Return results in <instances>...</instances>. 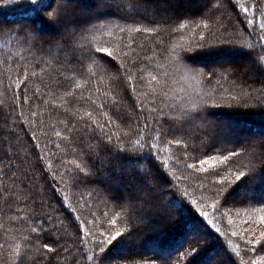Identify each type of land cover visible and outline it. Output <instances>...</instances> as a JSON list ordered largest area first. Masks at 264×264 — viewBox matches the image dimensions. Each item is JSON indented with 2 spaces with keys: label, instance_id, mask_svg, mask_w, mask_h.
Instances as JSON below:
<instances>
[{
  "label": "snow or ice",
  "instance_id": "1",
  "mask_svg": "<svg viewBox=\"0 0 264 264\" xmlns=\"http://www.w3.org/2000/svg\"><path fill=\"white\" fill-rule=\"evenodd\" d=\"M225 2L231 5L234 11L239 4V0H236L235 4L233 0H196V12L193 13L191 0H93L91 7H84L81 0H0V12L10 10L20 16L14 23L0 20V40L4 42L0 47L15 41L30 52L40 53L31 69L32 77L38 75L37 67L39 74H43L50 67V62L43 58L45 53L58 54L56 59L59 68L63 70L60 75L69 83L59 97L61 103L54 105L55 107L68 104V97L75 100L85 98V85L104 82L105 75L100 74L101 70L108 74L107 79L131 85L132 92L136 91L133 81L137 79L133 75L134 67L135 71L141 74L139 80L145 79L143 73L146 69L141 65L145 59L149 63L154 62L160 70L155 75L149 73L150 93L143 95L161 97V105L157 109H149L155 111L156 115L145 117L142 127L137 119L135 137L129 123L130 117L122 113L119 107L118 93L109 96V93L115 91L111 84L105 90L106 99L102 103L97 104L91 95L86 98L100 110L99 114L104 116L108 125L112 124V116L104 111V105L111 103L116 106V120L126 124L129 131L123 133L124 137H128L123 142L121 137H116L115 143L112 135L101 137L103 143L98 142L95 147L89 145L92 151L87 155L91 163L75 164V171L71 176L73 184L77 187L91 186V191L96 192L105 205L111 202L120 209L118 212H112L111 217L108 212L103 213L107 224L110 225L101 226L103 230L86 228L83 222L76 226L70 217H66L76 227L77 250L83 257L84 264H120V261L132 259L134 255L140 256L136 264H196L197 259L208 252V247L201 245L200 240L207 237L208 246L219 241V236L207 231L202 222L194 221L193 230L188 233L193 237V242L184 250H181V244V247L176 249L178 255L175 260L172 258V252L164 248L153 250L151 255L131 252L137 237L135 222L143 223L146 219H160L163 222L160 214L164 211L161 202L165 196L172 197L168 202L169 207L180 205L175 192L168 188L161 191L165 185L171 184L161 171V168L166 170V164L159 156L157 145L163 140H166L168 145L175 143L177 148L182 149L185 165L192 169L194 174L212 177L209 181V191L214 201V212H218L221 207H227L229 210L237 207L252 209L248 213L251 225H256L258 218L259 227L249 226L241 232L231 230L230 234L243 242L246 251L264 253V132L258 136L241 138L233 136L227 126L221 128L218 123L214 124L209 108L220 106L214 93L209 96L188 93L176 103L168 102L175 99L169 96V87L177 75L186 81L197 80L208 84L230 81L234 89L239 88L240 92L230 95V99L225 98L228 99L227 106L231 108V101L241 100L244 108H257L259 115L264 117V0H254L250 7L240 6L246 19L250 12L253 17L257 13L260 17L257 40L247 44L213 38L217 32L222 31L221 15L217 10L221 9ZM193 16H199L200 21L197 22ZM113 20L117 23L113 24ZM189 21L195 25L194 28L189 29ZM247 23L255 26L253 19H247ZM113 28L118 29L119 33L129 35V41L104 45L96 42V33L107 32L112 36ZM197 29L206 30L207 35L203 31L198 33ZM186 30L192 31L198 37L195 43L190 39L186 45H180L179 48L172 45L174 35ZM223 31L227 32L228 28L225 27ZM134 33L153 38L147 46L151 55H141L146 46L143 43L136 44L132 38ZM227 51L238 53L243 59L239 62L220 59L221 53ZM60 54L63 56L62 61ZM200 57H207L208 61L200 63ZM93 66H96V70H93ZM77 67L79 71H73ZM24 68L23 79L27 80L29 69L27 65ZM256 83L261 87L255 88ZM120 84H117V87ZM16 87L19 88L20 83ZM209 100L213 103L209 104ZM151 103L156 104L155 98ZM135 107H139L141 114L143 113V101ZM65 111H70V114L75 116L78 109L65 108ZM86 115L101 132L104 131L105 124L97 121L92 111H87ZM79 119L83 120L85 116H80ZM65 127L71 132L76 125L69 127L65 124ZM193 128L201 129L195 137L199 141V151L196 144L189 143L193 139ZM60 135V132H56V136ZM63 138L68 139L67 136ZM193 152L197 154L193 155ZM121 153L139 155L135 160L129 161V167L122 168L119 163L122 159ZM189 158L194 162L188 163ZM97 160L99 166L96 164ZM105 167L112 168L115 175L104 172ZM15 184L14 178L13 188L10 189L7 185L3 187V193L7 195L0 193V201H3L0 213L9 221H23L16 229L20 232L23 243H15L11 247L12 264H29V261L31 264H62L66 258L65 254L69 253L70 238L66 235L67 226L65 220L60 219V214L65 207L72 212L78 210L66 204L65 197L57 202L60 204V210L51 203L47 204V227H44L43 223L36 224L34 219L29 224L30 217L20 216L18 213L30 206L26 203L25 209H21L18 200L28 201L30 196L25 195L22 189L16 190ZM171 187L179 190L178 184ZM59 190H53V199ZM14 202L17 204L15 212L9 215ZM254 205L260 207L253 208ZM44 206L45 201L41 199V207ZM180 207L182 211L192 214L190 209L183 205ZM196 213L203 220H208L207 212L197 208ZM121 216L126 217L124 230L117 227V219ZM80 220L81 217L77 215L75 221ZM208 223L211 224L212 221L208 220ZM0 228H4V225L0 224ZM197 232L202 235L197 236ZM215 232L220 236L226 235L219 227H215ZM187 242L185 240V243ZM6 243H0V249H4ZM228 245H231L230 240ZM234 248L235 256H240V246L235 245ZM121 249L128 250V255H119L118 250ZM73 264H79V261L74 260ZM204 264H237V260L229 251V247L221 243L218 251L206 259ZM251 264H264V257L252 260Z\"/></svg>",
  "mask_w": 264,
  "mask_h": 264
},
{
  "label": "trees",
  "instance_id": "2",
  "mask_svg": "<svg viewBox=\"0 0 264 264\" xmlns=\"http://www.w3.org/2000/svg\"><path fill=\"white\" fill-rule=\"evenodd\" d=\"M81 3L84 7H91L93 0H81ZM235 3L236 0H233V4ZM252 3H254V0H239V4L236 5L234 11L233 7L225 2L223 7L217 10L221 15L220 26L222 31L217 32L213 38L233 40L237 44L255 43L260 22L259 13L253 17L250 12L247 16V19L255 21L254 26L247 23L245 14L240 7L241 5L250 7ZM191 11L195 13L196 8L192 7ZM19 19V14L10 10L0 12V20H4L7 23H14ZM193 19L197 22L200 21L199 16H193ZM115 23L117 21L113 20V24ZM194 27L195 25L189 21V29ZM225 27L228 28L227 32L223 31ZM196 31L198 33L203 31L207 35L206 30L197 29ZM132 38H134L136 44L143 43L146 46L144 51L141 52L142 56L145 53L151 55V51L147 46L153 38L139 33L132 34ZM95 39L100 45L106 43L116 44L129 41V35L119 33L118 29L113 28L112 36H109L107 32H98ZM190 39L195 43L198 37L192 31L186 30L183 33L175 34L171 44L179 48L180 45H186ZM3 43V40H0V44ZM136 44L133 45L134 48ZM257 51H259V48ZM39 55L41 54L30 52L15 41L5 47H0V193L6 196L7 193H3V187L7 185L10 189L13 188V179L15 178L16 190L22 189L25 195L30 196L28 201L24 199L18 200V206L21 209H25L26 203L30 206L25 211L18 213V215L30 217L28 219L29 224L34 219L36 224L43 223L44 227H47L46 217L49 211L47 204L51 203L60 210V204L57 202L64 200L66 197L65 203L70 204L78 211L72 212L65 207L60 214V219L65 220L67 226L66 235L70 238L68 244L69 253L65 254L66 258L62 264H73L74 260H78L79 264H84L83 257L77 250L76 227L66 217H70L76 226L83 222L86 228L110 227L103 213L108 212L109 217H111L112 212H118L120 209L116 208L111 202L105 205L101 201L100 196L96 192L91 191V186H75L71 180V176L75 171V164L91 163L87 155L92 151L89 145L95 147L98 142L103 143L101 137L112 135L113 143L116 142V137H121L123 142L128 139V137L123 136V133L129 131L126 124L116 120L114 114L116 106L111 103L104 105V111H107L112 116V124L108 125L104 116L99 114L100 110L86 98L91 95L97 104L102 103L106 99L105 90L111 84L115 91L109 93V96L117 95L118 93L119 107L122 113L130 117L129 123L132 125L133 137H135L137 119L139 126L142 127L145 117L151 118L156 115L155 111H149V109H157L161 105V97L152 94L143 95V93H150V85L148 84L149 73L155 75L160 70L154 62L149 63L145 59L141 62V65L146 69L143 73L145 79L139 80L138 78L141 74L136 72L134 67L133 75L137 77L133 81L136 84L135 92H132L131 85L120 84V82L107 79L108 74L103 73L101 70L100 74L105 75L104 82L100 84L93 82L90 85H85L86 90L83 92L85 98L75 100L72 97H68V104L64 107H55L54 105L61 103L59 97L63 94L69 82L60 75V71L63 70L59 68V62L56 59L58 54L55 52L51 55L44 54L43 58L50 62V67L43 74H39V68L37 67L38 75L32 77L31 69L36 57ZM221 55V57L240 56L238 53L231 51L221 53ZM62 59L63 56L60 54V60L62 61ZM207 61V57H200V63ZM25 65L29 69L27 80L23 79ZM93 70H96V66H93ZM73 71L78 72L79 67L73 69ZM21 81L23 82L21 83ZM54 81H59L60 83H55ZM18 83H20L19 88L16 87ZM117 84H120V86L117 87ZM254 87L260 88L261 85L256 83ZM37 89H39V92H37ZM233 89L234 86L230 81H224L220 84L215 82L208 84L197 80L186 81L177 75L170 82L169 87V96L175 99L168 102L176 103L177 100H180L188 93L192 95L200 93L205 96L214 93L215 100L220 105L216 108H209V111L213 114L211 119L214 124L218 123L223 128L222 122L228 120L237 126L243 124L245 128L250 127L253 133L261 134L264 132V117L259 115V109L254 107L244 108L241 100L231 101V108L227 106L228 99L225 98L230 99V95H237L240 92L239 88ZM26 97L27 102L25 103ZM153 98H155L156 104L151 103ZM141 101L144 104L142 114L140 108L135 107ZM211 103L213 101L209 100V104ZM65 108L69 110L78 109V112L73 116L70 111H65ZM87 111H92L93 117L100 123L105 124L103 132L92 123L91 119L87 118ZM80 116H85V119H79ZM152 123H155V121H152ZM169 123H174V121H169ZM65 124H68L69 127L75 124L76 128L69 132ZM200 131L201 129L199 128H193L191 133L193 139L189 142L197 145V151H199V141L195 137ZM56 132H60L61 135L59 137L56 136ZM65 136L68 137L67 140L63 138ZM168 138L171 139V136ZM125 146L127 147L128 145ZM157 148L159 156L166 164V170L161 168V171L164 173L165 179L171 182L170 185H165L161 188V191L168 188L175 192L176 200L180 202V205L190 209L194 215L188 211H182L180 205L169 207L168 202L172 197H163L161 206L164 211L160 214L163 222L158 219V222L152 220L151 224H155V226L163 230L147 233L146 228L148 225L146 223L135 222L134 229L137 237L131 252L151 255L153 250L164 248L172 252V258L175 260L178 255L176 249L180 248L181 244H183V249L181 250L187 249L189 243L193 242V237L189 236L188 233L193 230L194 221H200L207 231L219 236V241L208 246L207 237L201 239L200 244L208 247V252L204 256L199 257L196 264H202L206 259L210 258V255L214 254L216 249H219V244L221 243L229 247V251L237 260V264H251L252 260H259L264 257V253L246 251V246L243 242L238 237H232L230 234L231 230L241 232L242 229H246L249 226L259 227L258 218L257 224L251 225L248 213L252 209L237 207L229 210L227 207H221L218 212H214L212 208L214 201L211 198L212 193L209 191V181L212 177L194 174L192 169L187 168L184 162L185 157L181 154L182 149L177 148L175 143L168 145L166 140H163L158 143ZM144 152H147V148L144 149ZM192 154L196 155L197 153L193 152ZM120 155L122 157L119 162L121 167L127 168L129 167V161L135 160L139 154L121 153ZM187 162L192 163L194 161L189 158ZM96 164L99 166V160L96 161ZM145 166L148 167L149 165ZM197 167L199 168L198 161ZM103 171L115 175L112 168L105 167ZM202 180L203 182H201ZM176 184L179 185V190L171 187V185ZM57 188L60 190L57 191L55 199H53V190ZM185 192L187 195H184ZM41 199L45 201L44 207H41ZM192 201L196 203L193 204ZM2 204L3 201H0V205ZM16 206L17 204L14 202L9 215L15 212ZM255 207H260V205H254L253 208ZM197 208L202 212L208 213V220L212 221L211 224L196 213ZM237 212L239 216H237ZM92 213L95 215L93 216ZM223 213H227V215H223ZM77 215L81 217L80 221H75ZM125 220L126 217L124 216L117 219V227L124 230L126 227ZM245 221H248V223H245ZM0 224L4 225V228H0V243H6L7 240L6 247L0 249V264H12L11 247L15 243H23L20 239V232L16 230L23 224V221H9L6 216L0 213ZM214 226L219 227L221 232H225L226 235L220 236L219 233L215 232ZM101 230L103 229L101 228ZM143 230H146L147 234L141 237L140 233H143ZM242 234L247 235V233ZM196 235L201 236L202 233L198 232ZM185 240L188 242L185 243ZM229 240L231 245H228ZM235 245L240 246V256L238 257L235 256ZM123 251H125V254L121 255H128V250L123 249ZM118 254L120 255V253ZM138 260H140V256L134 255L132 259L120 261V264H136ZM29 264H31V261H29Z\"/></svg>",
  "mask_w": 264,
  "mask_h": 264
},
{
  "label": "rangeland",
  "instance_id": "3",
  "mask_svg": "<svg viewBox=\"0 0 264 264\" xmlns=\"http://www.w3.org/2000/svg\"><path fill=\"white\" fill-rule=\"evenodd\" d=\"M191 3L193 5V7L195 8L196 0H191ZM220 59H228V60H232L233 62H239V61H241L243 59V57H241V56H238V57H221ZM213 120H215V118H213ZM222 124H223V127L227 126V128L231 132V134L233 136H236V137H241L242 138V137H246V136L251 137V136H258L259 135V134L253 133V131H251V128L250 127L249 128H245V125H243V124H241L240 126H237V125L232 124L228 120L225 121V122H222ZM157 220L158 219H156L154 221H157ZM144 223H146V225H148L147 228L145 226V228L147 229V233H155L158 230L159 231L163 230L161 228L159 229L157 226H155V224L154 225H151L152 224V220H150V219H146L143 222V224ZM147 233H146V230L145 231L143 230V233L142 232L140 233L141 234V237L144 236V234H147ZM216 251H218V249H216ZM118 253H120V255L121 254H125V251H123V249H121ZM212 256H213V254L210 255V257H212ZM202 264H204V262Z\"/></svg>",
  "mask_w": 264,
  "mask_h": 264
}]
</instances>
